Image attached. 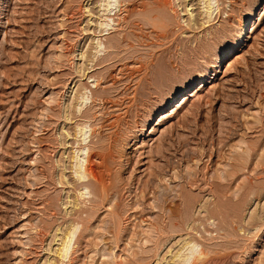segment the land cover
<instances>
[{
  "label": "rangeland",
  "instance_id": "obj_1",
  "mask_svg": "<svg viewBox=\"0 0 264 264\" xmlns=\"http://www.w3.org/2000/svg\"><path fill=\"white\" fill-rule=\"evenodd\" d=\"M119 1L0 0V264H264V0Z\"/></svg>",
  "mask_w": 264,
  "mask_h": 264
},
{
  "label": "bare ground",
  "instance_id": "obj_2",
  "mask_svg": "<svg viewBox=\"0 0 264 264\" xmlns=\"http://www.w3.org/2000/svg\"><path fill=\"white\" fill-rule=\"evenodd\" d=\"M108 1V4L109 5H112L114 2H116V0H107ZM118 1V0H117ZM126 1V0H125ZM129 1V0H128ZM151 1V0H150ZM120 2V9H119V13L120 15L123 13V12H127L131 14V12L135 11V10H140L142 12H145L146 10H149L150 7L153 9V10H161V9H164L167 7H169L170 9L173 10L174 13H177L178 16H180V11L175 8L173 6V2L172 0H152V3H145L144 1L142 2V4H140L138 7L137 6H133L132 4H129V5H123V2L122 1H119ZM140 2V3H141ZM134 3V2H133ZM176 5V4H175ZM186 6V5H185ZM178 7V6H177ZM212 8V7H211ZM186 9V8H185ZM165 11V10H164ZM187 11V10H186ZM190 11V10H189ZM141 13V12H140ZM130 14H128V16H130ZM155 14V13H154ZM157 15V16H156ZM155 15V18H160V19H163L164 17H161L160 15L156 14ZM162 15V14H161ZM127 16V17H128ZM166 16V15H165ZM129 18V17H128ZM182 18V17H181ZM142 19V18H141ZM156 19V20H157ZM114 21V19H112ZM124 20V19H123ZM127 20V19H126ZM153 20V19H152ZM166 20V19H165ZM164 20V21H165ZM181 20V19H180ZM125 21V20H124ZM159 21V20H157ZM156 23V22H155ZM161 25L163 23V21L160 22ZM111 24V23H110ZM166 24V23H165ZM164 24V25H165ZM203 24V23H202ZM156 25V24H155ZM162 25V26H164ZM168 25V24H166ZM204 26V24H203ZM180 27V26H179ZM138 28V27H137ZM155 28V27H154ZM119 30V29H118ZM103 31V30H102ZM134 31V30H133ZM165 31V30H164ZM167 31V29H166ZM170 31V30H169ZM168 31V32H169ZM167 33V32H166ZM156 34H158V36H160L159 38L161 37H165V32H161V31H157ZM170 34V33H169ZM167 34V36L169 35ZM143 35V34H142ZM153 35V34H152ZM154 36V35H153ZM124 38V37H123ZM123 41V40H122ZM142 41V40H141ZM103 45H105L103 43ZM114 45V44H113ZM99 46H102V42L99 43ZM111 46V44H110ZM103 47V46H102ZM101 47V48H102ZM109 48V46H106V48ZM112 49V47H111ZM81 54H85V53H81ZM127 67V66H126ZM90 78V77H89ZM98 80V79H97ZM97 85H99V80L96 82ZM83 100H84V96L81 97ZM81 100V102L83 101ZM95 100V99H94ZM101 100V99H100ZM104 100V99H103ZM102 100V101H103ZM108 100V99H107ZM105 102V101H104ZM108 103V102H107ZM77 104V103H76ZM116 123H112V125L114 126ZM81 126V124H80ZM102 127V125H100ZM80 128V129H79ZM97 128V127H95ZM103 128V127H102ZM78 129L80 130V132L82 133L81 136H84L83 137V142L84 143H81L80 147H78V152L75 151L74 154H72L73 156V159L74 160H80V164H79V168H78V171L80 172V177L82 179H87V181H90V182H93L95 183L96 185H98V187H100L101 191H102V194L103 195H106V194H109L108 191L111 189V184H112V178L113 176L111 175V171L110 170V166H109V159L113 158L111 156V153L109 151H106L105 148H109V145L106 146L104 148V144L103 143H106L105 141L102 142L101 140V144H102V147L100 149H97L95 147L92 146H89L90 142H88V135L91 134V136H94L96 134H98L99 132H97L92 126H81L79 127L78 126ZM102 132V131H101ZM77 133V132H76ZM101 134V133H100ZM99 134V135H100ZM98 136V135H97ZM102 136V135H101ZM100 136V137H101ZM99 137V139H100ZM99 142V141H98ZM114 142V141H113ZM95 144V143H94ZM100 144V145H101ZM111 145V144H110ZM99 146V145H98ZM114 146V145H113ZM100 147V146H99ZM111 149V148H110ZM77 152V154H76ZM113 153V151H111ZM114 154V153H113ZM74 163V162H73ZM77 164V163H76ZM110 167V168H109ZM88 187V186H87ZM108 196V195H107ZM103 198V197H102ZM108 198V197H107ZM106 200V199H105ZM176 226V225H175ZM76 232H77V228L76 227H73L71 228V230L69 229L68 232H66L65 234V237L62 241V244L60 245L61 247L58 249L59 251H57L59 253V257L61 259H67L68 256H69V247L71 245V243L73 242L75 236H76ZM160 233V232H159ZM198 242V241H196ZM187 243V242H186ZM187 245H191V249L193 250L192 253L190 255H188L186 258H185V263L186 264H195L196 260L200 259L202 256H204V252L203 249L199 246L200 244L199 243H193V242H189L187 243ZM185 246V244H184ZM182 246V247H184ZM180 249V248H179ZM182 250V249H181ZM57 253V254H58ZM178 255V253L176 254ZM64 261V260H63ZM201 261V260H199ZM201 263V262H200ZM179 264V263H178Z\"/></svg>",
  "mask_w": 264,
  "mask_h": 264
}]
</instances>
